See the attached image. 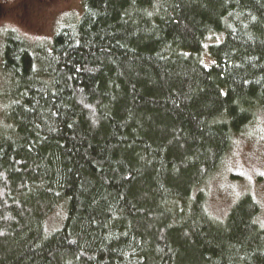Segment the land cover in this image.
Listing matches in <instances>:
<instances>
[{
	"label": "trees",
	"instance_id": "trees-1",
	"mask_svg": "<svg viewBox=\"0 0 264 264\" xmlns=\"http://www.w3.org/2000/svg\"><path fill=\"white\" fill-rule=\"evenodd\" d=\"M68 22L0 46V264H264L260 204L219 220L206 189L264 114V0H82Z\"/></svg>",
	"mask_w": 264,
	"mask_h": 264
},
{
	"label": "rangeland",
	"instance_id": "rangeland-1",
	"mask_svg": "<svg viewBox=\"0 0 264 264\" xmlns=\"http://www.w3.org/2000/svg\"><path fill=\"white\" fill-rule=\"evenodd\" d=\"M82 15V0H0V46L7 31L30 44H48L70 19ZM264 114L235 139L230 152L208 185V209L224 220L242 197L250 195L261 206L259 223L264 228ZM61 202L46 223V232L61 227L66 215Z\"/></svg>",
	"mask_w": 264,
	"mask_h": 264
},
{
	"label": "snow or ice",
	"instance_id": "snow-or-ice-1",
	"mask_svg": "<svg viewBox=\"0 0 264 264\" xmlns=\"http://www.w3.org/2000/svg\"><path fill=\"white\" fill-rule=\"evenodd\" d=\"M262 175H264V174H262Z\"/></svg>",
	"mask_w": 264,
	"mask_h": 264
}]
</instances>
